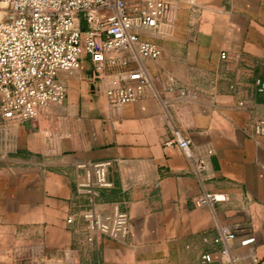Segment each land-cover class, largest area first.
<instances>
[{
  "label": "crops",
  "instance_id": "1",
  "mask_svg": "<svg viewBox=\"0 0 264 264\" xmlns=\"http://www.w3.org/2000/svg\"><path fill=\"white\" fill-rule=\"evenodd\" d=\"M170 1L172 20L149 37L160 55L141 59L152 80L143 97L110 105L104 91L122 66L96 76L83 55L57 75L62 102L23 123L0 115V264H264V138L253 132L264 0ZM174 129L190 156L165 144ZM102 160L112 187L95 205L128 214L124 239L89 240L81 219L66 222L89 203L78 164ZM204 192L225 199L195 205Z\"/></svg>",
  "mask_w": 264,
  "mask_h": 264
},
{
  "label": "built area",
  "instance_id": "2",
  "mask_svg": "<svg viewBox=\"0 0 264 264\" xmlns=\"http://www.w3.org/2000/svg\"><path fill=\"white\" fill-rule=\"evenodd\" d=\"M173 8L170 0H0L1 117L23 123L34 120L48 105L62 102L66 89L57 75L77 69L83 55L90 59L96 76L122 66L104 91L110 105L140 99L152 84L141 59L159 57L160 50L149 37L160 23L172 20ZM253 132L264 138V117L254 121ZM172 133L165 144L175 143L190 156L189 139L176 129ZM111 164V160L78 164L85 172V181L78 187L89 203L77 216L68 215L66 222L81 219L89 240L98 235L124 239L130 232L125 211L114 207L102 212L95 205L97 191L112 187L107 176ZM224 199L222 194L204 192L194 202L206 206ZM220 235L226 240L236 237L225 227L220 228ZM254 241L249 235L240 242ZM203 259L210 261V254Z\"/></svg>",
  "mask_w": 264,
  "mask_h": 264
}]
</instances>
